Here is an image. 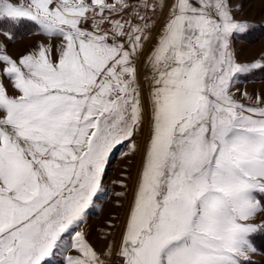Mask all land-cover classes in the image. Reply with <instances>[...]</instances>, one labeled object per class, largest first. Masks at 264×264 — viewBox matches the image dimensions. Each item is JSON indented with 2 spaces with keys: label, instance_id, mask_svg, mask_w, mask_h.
I'll return each instance as SVG.
<instances>
[{
  "label": "snow or ice",
  "instance_id": "snow-or-ice-1",
  "mask_svg": "<svg viewBox=\"0 0 264 264\" xmlns=\"http://www.w3.org/2000/svg\"><path fill=\"white\" fill-rule=\"evenodd\" d=\"M242 11L232 0H0V24L34 22L58 41L16 58L0 42V77L17 93L0 79V264H253L264 107L232 88L264 58L239 60L234 41L254 27ZM124 143L140 168L119 242L102 232L98 251L82 226Z\"/></svg>",
  "mask_w": 264,
  "mask_h": 264
},
{
  "label": "rangeland",
  "instance_id": "rangeland-1",
  "mask_svg": "<svg viewBox=\"0 0 264 264\" xmlns=\"http://www.w3.org/2000/svg\"><path fill=\"white\" fill-rule=\"evenodd\" d=\"M21 3L26 4L28 0H20ZM233 4H242L243 11L237 16V19L247 18L250 23L254 25L252 29L243 38H237L234 41V48L239 56L241 62H251L256 59L264 58V2L262 0H232ZM9 29L0 27V42L6 44L7 52L13 58L34 50L40 43H53L58 41L52 40L43 34L37 25L30 30L21 31L19 36L16 31L11 30L14 39H10L3 34V31ZM3 84L8 88L11 95L17 93L13 91L11 82L6 77H0ZM147 91V89H145ZM234 96L241 103L253 107H264V70H255L247 75L239 76L232 88ZM241 93H247L251 99L242 96ZM257 97L260 99L258 100ZM137 141L141 144V151H143V142L137 137ZM140 168V156L133 157L129 152L127 143L118 145L110 156V162L106 168V180L104 184L107 186L105 191L99 195L94 208L89 209L87 223L82 226V230L90 233L89 239L97 245V250H102V245L98 244L102 232H111L112 238L119 242L120 230L123 227L124 215L127 212L128 202L131 201V189L135 185L137 171ZM130 177V179H126ZM119 181H124L128 184L129 190L125 197H117L115 193L124 191ZM117 204L123 207H117ZM119 214L120 220L113 221L118 223L119 228L111 229L107 227L106 222L110 215L115 216ZM256 254L251 256L253 264H264V250L259 248ZM264 248V246H263Z\"/></svg>",
  "mask_w": 264,
  "mask_h": 264
},
{
  "label": "trees",
  "instance_id": "trees-1",
  "mask_svg": "<svg viewBox=\"0 0 264 264\" xmlns=\"http://www.w3.org/2000/svg\"><path fill=\"white\" fill-rule=\"evenodd\" d=\"M35 25L36 24L34 22H30V21L25 20L19 26H13L10 23H3V24H0V27L9 28V29H11L13 31H16V35L15 36H19L21 31L30 30ZM257 245L259 246V248L264 250V248H263L264 239L258 240L257 241Z\"/></svg>",
  "mask_w": 264,
  "mask_h": 264
}]
</instances>
